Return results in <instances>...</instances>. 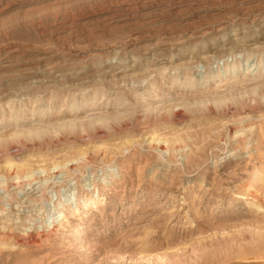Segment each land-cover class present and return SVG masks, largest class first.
Segmentation results:
<instances>
[{
  "label": "rangeland",
  "instance_id": "374dc122",
  "mask_svg": "<svg viewBox=\"0 0 264 264\" xmlns=\"http://www.w3.org/2000/svg\"><path fill=\"white\" fill-rule=\"evenodd\" d=\"M0 264H264V0H0Z\"/></svg>",
  "mask_w": 264,
  "mask_h": 264
},
{
  "label": "bare ground",
  "instance_id": "6f19581e",
  "mask_svg": "<svg viewBox=\"0 0 264 264\" xmlns=\"http://www.w3.org/2000/svg\"><path fill=\"white\" fill-rule=\"evenodd\" d=\"M91 200H92V199H91ZM59 219H60V218H59ZM59 219H58V220H59ZM61 221H62V220H61Z\"/></svg>",
  "mask_w": 264,
  "mask_h": 264
}]
</instances>
